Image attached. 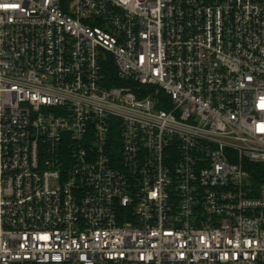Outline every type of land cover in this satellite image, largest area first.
I'll list each match as a JSON object with an SVG mask.
<instances>
[{
    "label": "built area",
    "instance_id": "built-area-1",
    "mask_svg": "<svg viewBox=\"0 0 264 264\" xmlns=\"http://www.w3.org/2000/svg\"><path fill=\"white\" fill-rule=\"evenodd\" d=\"M264 0H0V264H264Z\"/></svg>",
    "mask_w": 264,
    "mask_h": 264
},
{
    "label": "trees",
    "instance_id": "trees-1",
    "mask_svg": "<svg viewBox=\"0 0 264 264\" xmlns=\"http://www.w3.org/2000/svg\"><path fill=\"white\" fill-rule=\"evenodd\" d=\"M256 167H257L258 171H262V173H264V168H261V167H258V166H256Z\"/></svg>",
    "mask_w": 264,
    "mask_h": 264
}]
</instances>
